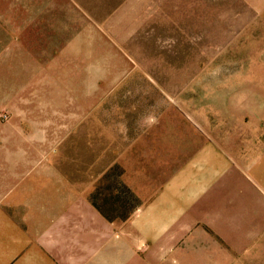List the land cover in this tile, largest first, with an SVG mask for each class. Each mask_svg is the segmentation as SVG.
Returning <instances> with one entry per match:
<instances>
[{
    "label": "rangeland",
    "instance_id": "rangeland-1",
    "mask_svg": "<svg viewBox=\"0 0 264 264\" xmlns=\"http://www.w3.org/2000/svg\"><path fill=\"white\" fill-rule=\"evenodd\" d=\"M255 1L0 0V114L7 115L0 125L23 132L40 128L18 126L14 94H4L14 89V71L29 72L37 60L40 71L69 79L71 94L52 89L45 96L87 105V122L72 126L70 142L60 145L77 164L97 157L106 163L109 136L129 130L152 135L137 144L152 159L167 155L168 161L180 140L194 135L264 134V9L256 11ZM59 64L64 69L57 70ZM126 143L119 138L120 150ZM172 169L160 174L151 166L148 172L163 178ZM121 183L110 168L88 196L107 213L103 204L118 190L125 199L121 213L133 202ZM183 244V264H239L228 260L214 236L204 238L195 254L187 237ZM156 259L152 255L151 264H164ZM165 264H175L173 253Z\"/></svg>",
    "mask_w": 264,
    "mask_h": 264
},
{
    "label": "crops",
    "instance_id": "crops-1",
    "mask_svg": "<svg viewBox=\"0 0 264 264\" xmlns=\"http://www.w3.org/2000/svg\"><path fill=\"white\" fill-rule=\"evenodd\" d=\"M255 5L263 11L264 0ZM27 67L14 69V89L4 94H14L18 126L40 128L0 125V264H151L152 255L165 264L168 253L183 264L184 237L195 254L212 236L228 260L264 264V134L194 135L181 139L168 161L167 155L152 159L137 144L152 135L127 128L109 136V161L77 164L60 145L70 142L72 126L87 122L86 103L53 101L45 92L71 94L69 79L40 71L37 60ZM73 109L84 118L75 119ZM119 138L127 142L121 150ZM151 166L160 174L173 169L152 178ZM110 168L133 200L121 213L125 199L118 190L103 204L108 214L88 196Z\"/></svg>",
    "mask_w": 264,
    "mask_h": 264
},
{
    "label": "built area",
    "instance_id": "built-area-1",
    "mask_svg": "<svg viewBox=\"0 0 264 264\" xmlns=\"http://www.w3.org/2000/svg\"><path fill=\"white\" fill-rule=\"evenodd\" d=\"M6 117H7V115H6L5 113H1V114H0V118H2V119H6Z\"/></svg>",
    "mask_w": 264,
    "mask_h": 264
},
{
    "label": "trees",
    "instance_id": "trees-1",
    "mask_svg": "<svg viewBox=\"0 0 264 264\" xmlns=\"http://www.w3.org/2000/svg\"><path fill=\"white\" fill-rule=\"evenodd\" d=\"M95 205V204H94Z\"/></svg>",
    "mask_w": 264,
    "mask_h": 264
}]
</instances>
